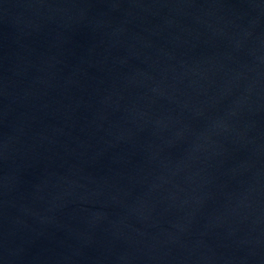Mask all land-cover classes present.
Segmentation results:
<instances>
[{
	"label": "water",
	"instance_id": "water-1",
	"mask_svg": "<svg viewBox=\"0 0 264 264\" xmlns=\"http://www.w3.org/2000/svg\"><path fill=\"white\" fill-rule=\"evenodd\" d=\"M0 264H264V0H0Z\"/></svg>",
	"mask_w": 264,
	"mask_h": 264
}]
</instances>
